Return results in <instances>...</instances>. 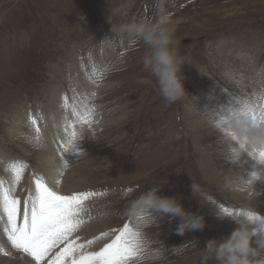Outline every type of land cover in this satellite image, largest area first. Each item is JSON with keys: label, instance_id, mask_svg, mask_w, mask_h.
Instances as JSON below:
<instances>
[{"label": "rangeland", "instance_id": "1", "mask_svg": "<svg viewBox=\"0 0 264 264\" xmlns=\"http://www.w3.org/2000/svg\"><path fill=\"white\" fill-rule=\"evenodd\" d=\"M158 7V0H0V150L23 161L24 176L33 182L46 129L60 144L50 150L53 158L45 155L48 186L65 196L103 193L83 206L86 223L77 243L95 241L89 253L102 250L128 225L140 231L144 249L133 264H216L208 244L239 227L231 217L220 219L221 209L235 214L261 204L249 200L257 190H246L239 172L246 158L230 159L214 121L229 101L264 102V0H165L170 24L183 18L171 47L184 62L186 93L172 104L144 69V43L118 34L133 22H154ZM12 121L15 136L9 134ZM72 125L84 137L75 138L66 153L63 130ZM152 190L201 218L203 227L180 234L181 217L151 209L133 216V206ZM259 191L264 200V189ZM261 246L259 233L253 247Z\"/></svg>", "mask_w": 264, "mask_h": 264}, {"label": "snow or ice", "instance_id": "2", "mask_svg": "<svg viewBox=\"0 0 264 264\" xmlns=\"http://www.w3.org/2000/svg\"><path fill=\"white\" fill-rule=\"evenodd\" d=\"M228 107L220 110L219 119L214 121V126L223 133L229 135L225 124L227 113L240 110L249 115L255 122L264 124V102L255 103L248 100L237 99L235 104L229 101ZM63 107H68L67 97L63 98ZM72 111L76 114V108ZM84 124H90V120L83 118ZM30 123L36 124V120L30 117ZM39 137V129H36ZM76 133H71V140L61 145V150L68 153L75 146L73 142ZM264 159V152L258 154ZM62 167H69V163L62 157ZM25 166L12 164L8 171L12 174V184L7 186L0 180V233L3 241H0V256L9 259H19L22 264H44L55 249L65 245L49 264H133L134 261L142 259L143 245L139 230L133 231L128 225L115 235L112 242L108 243L102 250L89 253L88 247L95 241L87 244H78L71 239L73 234L80 231L86 223L83 213L85 202L94 197L103 195L96 192H82L71 195H61L53 190L45 182L43 177L33 180V189L23 201L14 198L15 186L18 185L23 176ZM63 172L60 175L63 176ZM59 186L60 181H56ZM223 216L231 217L233 212L227 208L221 209ZM237 212L235 214H239ZM138 217L137 220H142ZM258 219V218H257ZM110 234L105 233L104 236ZM104 237H97L103 239Z\"/></svg>", "mask_w": 264, "mask_h": 264}, {"label": "clouds", "instance_id": "3", "mask_svg": "<svg viewBox=\"0 0 264 264\" xmlns=\"http://www.w3.org/2000/svg\"><path fill=\"white\" fill-rule=\"evenodd\" d=\"M159 7L154 22L141 20L129 25L121 26L119 35H126L129 40L142 41L149 50L143 60L145 71L155 80L158 94L165 102L172 104L185 96V88L181 70L183 60L172 49L171 34L168 28L170 17L165 12V0H158ZM141 83H149L147 80ZM225 127L229 135L224 136L228 146L230 159L236 163L241 159L250 158L257 166L264 165V159L259 153L264 152V124L255 122L243 111L236 110L227 113ZM257 175L252 174L248 180L254 184ZM158 190H152L133 206L132 215L143 213L151 209L155 214H173L182 218L178 231L184 234L189 229H201L203 221L194 215L184 212L175 200L163 199L157 196ZM195 187L193 186V192ZM226 216H221L224 219ZM231 218L239 227L230 237L221 242L212 241L207 246L216 264H264V246L253 247L255 233L250 231V226L257 220L253 210H246L234 214Z\"/></svg>", "mask_w": 264, "mask_h": 264}, {"label": "bare ground", "instance_id": "4", "mask_svg": "<svg viewBox=\"0 0 264 264\" xmlns=\"http://www.w3.org/2000/svg\"><path fill=\"white\" fill-rule=\"evenodd\" d=\"M243 2V1H242ZM244 3H246V2H244ZM256 3V2H255ZM260 3V2H259ZM248 4V3H247ZM250 5V4H249ZM253 5V4H252ZM246 6V5H245ZM249 7V6H248ZM182 17V16H181ZM179 18L178 20H177V22H175V23H172V24H169L168 25V28H169V31H170V34H171V38H172V36H173V34H174V32L177 30V27L179 26V23L183 20V18ZM115 22V21H114ZM82 27V26H81ZM66 31V30H65ZM98 36V35H97ZM90 39V38H89ZM87 40V39H86ZM94 41V40H93ZM122 43V42H121ZM229 55V54H228ZM90 58V57H89ZM35 67V66H34ZM242 72V71H241ZM26 79V78H25ZM58 89V88H57ZM79 93V92H78ZM83 96V95H82ZM86 99V98H85ZM87 100V99H86ZM59 102V101H58ZM74 103V102H73ZM83 103V102H82ZM84 104V103H83ZM30 105V104H29ZM56 105V104H55ZM57 107V106H56ZM81 108H82V106H81ZM83 110V109H82ZM88 111V110H87ZM13 114V113H12ZM49 116V115H48ZM49 119V118H48ZM77 119V118H76ZM25 120V119H24ZM52 120V119H51ZM79 120V119H78ZM72 122V121H71ZM71 122H68V125L71 123ZM198 121L196 120L195 121V123L198 125V123H197ZM66 123H67V121H66ZM73 123H74V120H73ZM48 124V123H47ZM77 124V123H76ZM49 125V124H48ZM64 125V124H63ZM17 125L15 124V121H12V129L9 131V134L10 135H13V136H15V132H14V128L16 127ZM39 126V125H38ZM42 127V126H41ZM46 127V126H45ZM63 127V126H62ZM47 128H48V126H47ZM51 128V127H50ZM18 129H20V128H18ZM21 129H22V127H21ZM32 129V128H31ZM36 129V128H35ZM53 129V128H52ZM51 129V130H52ZM58 130H60L59 128H57ZM66 130V132H64V134H65V136H64V139H63V143H61V144H67L69 141H68V139L69 138H67V137H69L70 135H71V133L72 132H75L76 133V136H75V138H76V140L77 139H80L81 140V138H83L84 137V134H83V131L84 130H80L79 128H77L76 127V125H75V127L72 125V126H66V127H64V130L63 131H65ZM187 130V129H186ZM35 131V130H34ZM49 131V130H48ZM62 131V130H61ZM55 132V131H54ZM59 132V131H58ZM50 133V132H49ZM62 133V132H61ZM17 134V133H16ZM57 134V133H56ZM63 134V135H64ZM217 134V133H216ZM62 135V136H63ZM49 137H51V136H49ZM48 136H47V130L45 129V131H44V136H43V140L41 139L40 141H42V142H40V143H38L39 145H38V147H39V158H40V161L38 160L37 162H40L39 164L41 165V169H38V176H36V178H39V177H43V176H45V174H46V170H45V168H46V165H45V160H46V158H49V160H50V158H53L52 157V154H51V149H54V150H56L55 148H58V146L60 147V144L58 145V144H56V142L54 143V141L52 140V139H50ZM22 138V137H21ZM55 138H57V137H55ZM61 141V140H60ZM59 141V142H60ZM79 141V140H78ZM58 143V142H57ZM222 146V145H221ZM81 149V148H80ZM59 150V149H58ZM72 150H74V149H72ZM62 151V150H61ZM32 152V151H31ZM56 152V151H55ZM5 152H3V150H0V168H1V172H0V180H3L4 182H5V184L7 185V186H11V184H12V179H13V177H12V174H11V172L10 171H8V169H9V166L10 165H12V164H19V162H17L19 159H15V158H10L8 155H6V154H4ZM208 153V152H207ZM61 154V153H60ZM45 155H46V158H45ZM57 155H58V153H57ZM62 155V154H61ZM228 155V154H227ZM60 156V155H59ZM71 156V155H70ZM57 157V156H56ZM57 159V158H56ZM61 159V158H60ZM54 160V159H53ZM67 161V160H66ZM50 163V162H49ZM55 163H57V160H56V162ZM69 163V162H68ZM47 164V163H46ZM244 164H246V166L244 165ZM242 166L243 167H245V169L243 168V167H239V172H240V174H242L241 175V178L242 179H244V180H248L249 178H250V176L252 175V174H256L257 175V180H256V182L252 185V184H249L248 183V185H246V190H252L251 188L252 187H254L253 189H255V190H257V192H255V193H252V195H253V197L251 198V199H249L251 202L252 201H256L257 203H261V204H258V205H256V206H253V204H252V207L250 206L249 207V209L251 208V210H253L254 212H258V211H255L256 209H260V210H264V200H262L261 198H260V189H264V165H261V166H257L256 165V163H255V161H251V159L250 158H246V162L244 163ZM19 165H24L25 166V168L24 169H26V164L22 161V163L21 164H19ZM43 165H44V168H43ZM55 165V164H54ZM57 165V164H56ZM60 165V164H59ZM61 166H62V164H61ZM59 167V166H58ZM205 168V167H204ZM64 169H66V168H64ZM200 169V168H199ZM246 169L247 170H249L248 171V174L247 175H245V171H246ZM54 170V169H53ZM58 170V169H57ZM25 171V170H24ZM24 171H23V176H22V178H21V181H20V183L18 184V185H16L15 186V191H14V198H17V199H19L20 201H21V209H23V201H24V199L26 198V196L29 194V192L33 189V182H31L30 180H29V178H26V176H24ZM60 171V170H59ZM62 171V170H61ZM65 171V170H64ZM52 172V171H51ZM65 172H67V171H65ZM35 178V179H36ZM44 178V180H46V178L45 177H43ZM69 178V177H68ZM240 178V179H241ZM232 179V178H231ZM239 179V178H238ZM241 179V180H242ZM48 180V179H47ZM59 180V179H58ZM68 180V179H67ZM60 181V180H59ZM230 181V180H229ZM53 182H55V181H53ZM246 182V181H245ZM71 184V183H70ZM227 184H229V183H227ZM68 186V185H67ZM66 186V187H67ZM74 186V185H73ZM245 186V185H244ZM58 187V186H57ZM243 187V186H242ZM71 188V187H70ZM59 189H62V188H59ZM70 190V189H69ZM71 191V190H70ZM252 191H254V190H252ZM251 191V192H252ZM64 192V191H63ZM227 192V191H226ZM63 195V194H62ZM67 196V195H66ZM250 203V202H249ZM248 206V205H247ZM92 213V212H91ZM259 214L258 215H261L262 216V214H264V213H262L261 214V212H258ZM256 214V213H255ZM88 216V215H87ZM86 216V217H87ZM261 216H259V218L256 220V222L254 223V224H252L251 226H250V231H252V232H254L255 233V237H256V235H258L259 233H261V234H264V222L261 220ZM264 216V215H263ZM258 217V216H257ZM264 220V219H263ZM83 227V226H82ZM79 232V231H78ZM78 232H76V233H74L73 234V240H76L77 241V239H79L81 236V234H78ZM87 233V232H86ZM2 234V233H1ZM91 235V234H90ZM2 236V238H0V241H3V235H1ZM262 236V235H261ZM260 236V237H261ZM263 238V237H262ZM254 239V238H253ZM259 239V238H258ZM82 240H84V238H82ZM92 240V239H91ZM89 240H85V244H87V242H88ZM260 241V240H259ZM255 246H258V245H255ZM259 248V247H258ZM87 249H91V246L90 247H88ZM87 252H88V250H86ZM2 259H5V263H8V264H14L13 262H15V264H22V262L20 261V260H15V259H9V258H2ZM0 264H1V262H0ZM44 264H45V262H44ZM65 264H68V263H65Z\"/></svg>", "mask_w": 264, "mask_h": 264}]
</instances>
